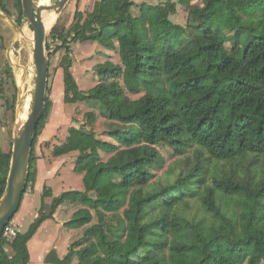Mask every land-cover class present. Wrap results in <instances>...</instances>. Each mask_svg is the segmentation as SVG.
<instances>
[{
  "label": "trees",
  "instance_id": "obj_1",
  "mask_svg": "<svg viewBox=\"0 0 264 264\" xmlns=\"http://www.w3.org/2000/svg\"><path fill=\"white\" fill-rule=\"evenodd\" d=\"M195 1L95 0L84 21L74 12L70 35L58 33L63 100L106 115L112 141L68 128L51 154L75 153L84 189L62 192L45 210L44 186L28 228L0 235V264H28V241L66 201L81 207L63 226L84 227L83 236L63 257L50 249L45 264H264V0ZM13 4L21 25V0ZM177 5L185 25L170 18ZM69 41H98L119 62L99 64L97 83L82 91ZM51 106L46 93L24 193L36 180L34 145ZM159 145L176 158L156 176L166 162ZM10 158L0 146V197Z\"/></svg>",
  "mask_w": 264,
  "mask_h": 264
},
{
  "label": "rangeland",
  "instance_id": "obj_2",
  "mask_svg": "<svg viewBox=\"0 0 264 264\" xmlns=\"http://www.w3.org/2000/svg\"><path fill=\"white\" fill-rule=\"evenodd\" d=\"M58 0H34L36 4L44 3L53 5ZM95 0H69L59 14H54L53 10L44 11L42 16L51 14V20L46 23V39L48 44L46 52L48 54L49 66L46 93L52 101L51 111L48 119L36 138L34 145V154L36 161L39 158L41 170L46 176L45 187L51 190L50 196H45L44 209L48 210V206L53 197L60 195L64 191L84 189L83 174L74 171L75 155L65 154L54 157L51 149L55 144H61L67 134L70 126L84 127L93 130L95 135L104 140L112 139L107 135V131L111 128V120L97 109L91 108L85 102L65 103L63 100V76L62 69L59 67V61L64 53L63 48L57 49L61 41L57 35L63 32L70 35L69 29L74 23V12L80 10L83 14L82 21L85 20L86 14L92 9ZM137 3L143 0H134ZM150 3H157L161 0H147ZM12 20L17 17V8L13 4V0L4 1ZM195 3L201 5L202 0H196ZM134 14L137 8L133 9ZM53 12V13H52ZM3 13V12H2ZM5 14V13H3ZM53 15V16H52ZM187 12L185 8L177 5V12L171 16L174 23L185 25ZM14 27L11 23L0 17V146L4 151L12 149L13 134L17 127L27 118L33 99L35 67L32 59L33 48V32L26 18H23L21 25ZM52 32L54 35H52ZM68 46L71 49L72 65L71 72L76 80L80 90L86 91L92 88L98 80L97 66L101 63L110 61L111 63L119 62L118 53L106 48L98 41H69ZM226 47L234 54H239L240 48L233 46L230 42L226 43ZM136 98L137 95H131ZM86 112H92L94 118L89 120ZM158 149L165 157V165L163 169L155 170L154 174L160 175L168 164L173 161L176 156L167 146H158ZM101 158L105 161L108 154L101 152ZM36 163V162H35ZM60 167L56 175H49V172ZM48 170V173L46 172ZM109 171L102 175L101 180H106ZM154 182V181H153ZM153 185V184H152ZM43 186V187H44ZM33 186H30L23 195L19 209L14 214L11 224L16 231L24 232L33 220L34 213L38 212L42 199V190L38 192L36 189L31 192ZM34 199V202L33 200ZM81 207L79 204L64 202L57 207V220H46L37 230L31 248V260L29 264H43L40 258L36 256V252L47 246L54 249L59 257H63L68 251L69 245L82 239L84 227L78 229H68L63 223L71 218L72 213ZM93 216L91 223L95 222ZM50 243V244H49ZM28 246V244H27ZM79 249V245L74 246ZM29 250V248H28ZM46 251V253L48 252ZM45 253V254H46ZM77 257L72 259L71 264L77 263Z\"/></svg>",
  "mask_w": 264,
  "mask_h": 264
},
{
  "label": "water",
  "instance_id": "obj_3",
  "mask_svg": "<svg viewBox=\"0 0 264 264\" xmlns=\"http://www.w3.org/2000/svg\"><path fill=\"white\" fill-rule=\"evenodd\" d=\"M69 0H58L53 5L36 4L34 0H21L25 18L32 28V59L35 67L32 107L27 118L17 127L13 134L11 158L6 176L5 188L0 197V235L4 227L17 212L24 194L33 138L37 124L44 111V100L48 77V54L46 52V27L42 14L53 10L59 14ZM0 17L7 19L12 26L18 27L12 18L0 11Z\"/></svg>",
  "mask_w": 264,
  "mask_h": 264
},
{
  "label": "crops",
  "instance_id": "obj_4",
  "mask_svg": "<svg viewBox=\"0 0 264 264\" xmlns=\"http://www.w3.org/2000/svg\"><path fill=\"white\" fill-rule=\"evenodd\" d=\"M69 154H73V155H75V153L74 152H72V153H69ZM43 159L42 158H39V159H37V161H36V180H35V183H34V185H33V187H32V189H31V192H33L35 189L38 191V192H40L41 190H42V188H43V186L45 185V180H46V176L44 175V172H42V170H41V165H40V161H42ZM60 170V167H58V168H54V169H52L50 172H49V175H52V174H54V175H56L57 173H58V171ZM46 172L48 173V170H46ZM33 200V202H34V199H32ZM36 215H37V210H36V212L34 213V218L36 217ZM33 218V219H34ZM49 220V219H48ZM50 220H53L54 222H56V220H57V210L55 211V213H54V215H53V218L52 219H50ZM33 221V220H32ZM43 224V223H42ZM56 224L58 225V223L56 222ZM42 226V225H41ZM40 226V227H41ZM39 227V228H40ZM38 228V229H39ZM37 232V231H36ZM36 234V233H35ZM35 234H34V236L28 241V248H29V253H30V255H31V248H30V244H32V240H34V237H35ZM50 244V243H49ZM52 244V243H51ZM47 245V246H45V247H43V248H41V249H39L35 254H36V256L38 257V258H40V260L42 261V263L43 264H45L44 262H43V258H44V255H45V253H46V251H48V248H50V247H54V245ZM30 260H31V256H30ZM30 262V261H29ZM29 264V263H28Z\"/></svg>",
  "mask_w": 264,
  "mask_h": 264
},
{
  "label": "built area",
  "instance_id": "obj_5",
  "mask_svg": "<svg viewBox=\"0 0 264 264\" xmlns=\"http://www.w3.org/2000/svg\"><path fill=\"white\" fill-rule=\"evenodd\" d=\"M16 229L11 224V221L4 227L2 234L9 240L13 235H15Z\"/></svg>",
  "mask_w": 264,
  "mask_h": 264
},
{
  "label": "bare ground",
  "instance_id": "obj_6",
  "mask_svg": "<svg viewBox=\"0 0 264 264\" xmlns=\"http://www.w3.org/2000/svg\"><path fill=\"white\" fill-rule=\"evenodd\" d=\"M42 4H44V3H42ZM46 12V11H45ZM53 13V12H52ZM43 14H45V13H43ZM42 14V15H43ZM55 14V13H54ZM53 16V15H52ZM43 17V22H44V25L46 26V23L48 24V22H50V20H51V14L50 15H48V14H46L45 16H42Z\"/></svg>",
  "mask_w": 264,
  "mask_h": 264
}]
</instances>
